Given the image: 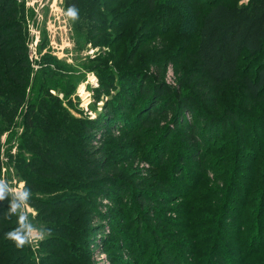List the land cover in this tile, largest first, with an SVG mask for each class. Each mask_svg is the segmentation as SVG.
I'll return each mask as SVG.
<instances>
[{
  "label": "trees",
  "instance_id": "16d2710c",
  "mask_svg": "<svg viewBox=\"0 0 264 264\" xmlns=\"http://www.w3.org/2000/svg\"><path fill=\"white\" fill-rule=\"evenodd\" d=\"M143 1L151 11L157 9L160 2ZM228 1L204 0L202 11L194 12V40L187 34L188 42L186 41L185 46H179V55L183 52L189 59L188 62L192 63L186 74L198 79L204 89H207L206 95L216 97L218 89L237 82L244 101L264 106V61L254 67L250 74L249 71H243L242 77L238 78L242 61L251 62L264 52V0H244L236 4ZM77 5L78 0H62L66 11L76 9ZM170 11L171 14L178 15L173 9L166 10L163 14L167 15ZM182 20L168 21V26L175 27L162 31V37L176 30L169 35L174 41L178 32L181 34L184 31L182 26L178 31V24ZM24 25L22 0H0V156L3 134L8 133L7 139H12L16 128L21 127L14 155L10 154V150L4 151L3 157L7 160L5 165L0 157V179L4 180L6 170L4 169L3 174L1 170L6 166L12 168L16 178L25 182V187L31 191L27 205L36 213L30 221L45 230L46 236L34 246V251L27 243L17 247L7 238L6 233L18 226V216L9 214L12 197L7 196L0 201V264H85L82 257L88 251L93 235L98 234L97 238L104 241L101 233L106 228L109 235L118 237L115 228L117 222H114L116 218L108 213H98L97 206L89 200L97 195L114 205L126 200L125 222L132 223L138 228V232L143 228L137 213L129 211L128 208L132 205L126 197H136L140 212L146 208L153 212L155 209L151 195L143 194L141 190L133 194V191L122 186L111 170L97 179L98 172L95 170L103 164V157L97 160V154L101 155L100 150L92 145L97 121L104 120V124L99 122L100 126H107V122L109 125L121 126L126 121L123 119L126 116H130V122L125 130L135 133L136 144L137 141L151 143L152 151L156 152L155 161H147L158 176L170 174L171 184L177 185L174 177L183 172V163H187L189 169L197 171L196 178L187 191L177 195L183 200L184 209L188 208L187 211H181L188 219L185 226L194 231V242L192 240L191 243L188 238V243H191L188 249L192 251L190 260L184 259V263L192 261L193 264L195 257L204 254L206 242L199 245L198 236L208 239L214 227L227 228L221 220L234 203V181L241 178L246 184V194L236 217H239L244 227L241 233L249 239L244 253L248 252L252 261L255 257L260 259L257 264H264V243L257 244L256 249H251L249 244L253 241V236L259 241L264 235L263 222L257 221L254 226L250 220L253 214L257 217L262 215V210L258 208H264V190H261L264 176L258 173L261 168L258 161L264 163V140L257 143L251 140L254 135L264 139V118L262 124L259 122L254 125L250 124L251 120L244 113H239L238 116L239 114L229 111L227 116L236 123L231 126L223 116L209 117L190 96H172L170 100V97H163L171 95L167 86L154 89L153 86L145 85L142 80L137 81V76L127 80L125 75L119 74V92L124 90L122 100L131 110L122 115L117 106L111 103L113 100H106L103 111L97 114V121L75 122L64 109L62 101L48 92L50 89L59 91L64 100L71 94L74 79L64 74L63 70L62 74L57 73L56 68L50 70L48 67L52 63L42 66L35 73L30 71ZM123 82H128V85H123ZM100 90L109 95L108 90L113 89L105 84ZM23 106L26 110L18 123L15 118L18 111L21 113ZM169 135L181 136L168 143L167 146L175 145V153L172 162L167 164L166 157L173 152H164L163 149V154L159 152L158 156L157 151H160V143ZM140 137L145 139L136 140ZM246 137L250 142L245 143ZM246 145L254 149L245 158L241 148ZM240 150L242 156H239ZM243 162L250 168L243 166ZM241 171L248 175L243 176ZM96 183L100 184L99 188L94 185ZM162 201L163 198L159 203ZM246 209L247 217L242 220ZM250 209L253 214L249 212ZM253 209L257 210L254 212ZM94 222L99 230L97 233L92 226ZM139 247L131 253L137 258L143 257L142 253L145 251H139ZM162 249L167 251L164 246ZM163 259L169 264L175 263L167 252Z\"/></svg>",
  "mask_w": 264,
  "mask_h": 264
},
{
  "label": "rangeland",
  "instance_id": "374dc122",
  "mask_svg": "<svg viewBox=\"0 0 264 264\" xmlns=\"http://www.w3.org/2000/svg\"><path fill=\"white\" fill-rule=\"evenodd\" d=\"M243 1L229 0L228 2L236 4ZM22 3L26 55L30 71L35 73L38 69L43 68L42 66L52 63L53 65L48 67L50 70L56 68L59 74H62L61 70H63L64 74L74 79L70 90L71 94L64 100L58 93L59 91L50 89L48 92L62 101L60 103L64 104V109L75 122L77 120L97 121V114L103 111L106 100H113L111 103L117 106V110L122 115L125 111L128 113L131 110L122 100V96H125L124 90L119 92L121 89L119 74L120 76L125 75L127 80L128 78L132 79V76H137V81L142 80L145 85L153 86L154 89H158L162 85L167 86L170 88L171 95L163 97H170V100L174 96H190L196 100L203 111L207 112L209 117L223 116L231 126L236 123L227 116L229 111L235 115L244 113L245 116H248V120H251L250 124L258 125L259 122L261 124L263 122L264 106L260 103L244 101V97L236 85L237 82L218 89L217 96L213 97L205 94L207 89H204L197 78L186 74L192 63L188 62L189 59L183 52L179 55V46H185L186 41L188 42L187 34H190L189 37L194 40L196 34L194 12L202 11L204 0L201 2L199 0H160L157 9L152 11L148 10L143 0H78L76 9H73L76 12L75 18L67 15L68 11L64 10L62 0H22ZM171 9L178 15L171 14V11L167 15L163 14L164 11ZM173 19H183L178 24V31L181 26L184 30L181 34L178 32L174 41L170 39L169 35L176 30L162 37L163 32L175 27L167 25L168 21L172 22ZM262 61H264V52L251 62L243 63L242 61L238 78L242 77L243 71H249L250 74L254 67L262 64ZM123 83L125 86L128 85V82ZM105 84L113 89L108 90L109 95L100 90L101 86ZM101 92L102 95H100ZM25 110L23 106L21 113L18 111L15 118L18 123L22 120ZM123 119L126 121L121 123L122 127L109 125L108 122L107 126H100L99 122L103 123L104 120L97 121V129L94 131L93 138L95 141L92 145L100 150L101 155L97 154V160L99 157H103L102 167L95 169L98 172L97 179L103 177L106 171L111 170L122 186L133 191V194L141 190L143 194L151 195L155 210L151 212L146 208L140 212L136 204V197H126L132 205L131 208H128L129 211L136 212L138 221L142 222L143 228L141 227L138 232V228L134 227L132 223L125 222L127 219L124 209V206H127L126 200H123L124 204L122 201L121 204L114 205L99 198L98 195L94 199H89L92 204L97 206L98 213H108L116 218L114 222H117L115 228L118 237L109 235L106 228L102 229L105 232L101 233V238H104L105 242L103 239L100 241L97 238L98 234L93 235L91 237L93 241L90 240L88 251L85 252L82 259L85 264H147V262L149 264H169L163 259L164 253L167 252L175 260L174 264H186L184 259L190 260L192 251L188 249V246L192 240L194 242V231L189 229V226H185L188 219L182 215L181 211H187L188 208L184 209V202L177 195L187 191L191 182L195 180L197 171L189 169L188 164L183 163V172L174 177V180L178 182L177 185L171 184L170 174L164 175L163 173L158 176L147 161L153 162L156 159V152L152 151L151 143L137 141L138 144H136L135 133L131 134L125 130L130 122V116ZM20 128V126L16 128L12 139H7L8 133L1 137L3 148H1L0 157L3 165L7 162L3 157L4 151L10 150L12 155L15 153ZM121 128L122 130H120ZM233 129L235 130L236 127ZM149 136L152 137V135ZM179 136L181 135H169L159 145L158 156L163 149L164 152L165 150L173 152L172 155L166 154L167 164L172 162L171 159L175 153V145H167L172 140L176 141ZM252 137L251 140H255L256 143L264 140L257 135ZM143 139L145 137L136 140ZM97 140L99 141L97 142ZM244 141L247 143L250 142V139L246 137ZM253 149L247 145L242 146L243 157H248L249 152H253ZM241 150L239 156H242ZM258 162L261 167L258 173L264 176V163ZM242 164L250 168L247 163L243 162ZM4 169L6 174L8 173V177H6ZM3 172L4 180L11 188L19 186L22 180L14 176L12 168L4 166ZM240 173L243 176L248 175L245 171ZM234 182L232 196L234 203L221 220L225 222L227 228L216 226L208 239L197 237L198 244L206 242V247L204 254L195 257L193 264H237L239 262L240 264H257L261 261L257 257L252 261L248 257V252L244 253L249 239L247 235L241 233L244 227L236 215L239 212V206L245 201L246 184L241 178H236ZM94 185L96 188L100 186L99 183ZM211 188L217 190L214 187ZM261 190H264V186L261 187ZM161 198L164 201L159 203ZM262 200L264 202V198ZM210 204L212 205V203ZM258 209L263 212L258 217L253 214L251 209L249 210L253 214L250 220L254 226L257 221L264 224V208ZM24 212L29 220H33L36 215L35 210L27 204ZM247 212L246 209L242 220L247 217ZM33 222L31 221L32 224ZM94 225L95 222L92 226L95 228L94 232L97 233L99 230ZM34 226L41 229L37 224ZM102 226L105 225L102 224ZM188 238L191 239V243H188ZM39 241L34 240L27 244L34 251L36 249L34 246ZM143 243L146 244L143 245ZM263 243L264 235L259 241L253 236V241L249 242L251 249H256L257 244L262 245ZM162 246L166 247L167 251H164ZM136 247H139V251L145 250L142 253L143 257L137 258L131 254ZM173 254H175L174 257ZM213 254L216 256L213 257ZM201 260L202 262H200ZM191 263L187 261V264Z\"/></svg>",
  "mask_w": 264,
  "mask_h": 264
},
{
  "label": "clouds",
  "instance_id": "9594fccd",
  "mask_svg": "<svg viewBox=\"0 0 264 264\" xmlns=\"http://www.w3.org/2000/svg\"><path fill=\"white\" fill-rule=\"evenodd\" d=\"M67 15L75 18L76 12L73 9H69ZM9 195L12 197L9 203V214L18 215V226L6 233L7 238L13 241L17 247H22L34 240L43 239L46 231L37 229L24 212V208L31 196V191L25 187V182L21 181L18 187L11 188L5 180L0 179V201L5 200Z\"/></svg>",
  "mask_w": 264,
  "mask_h": 264
},
{
  "label": "built area",
  "instance_id": "2783aa9c",
  "mask_svg": "<svg viewBox=\"0 0 264 264\" xmlns=\"http://www.w3.org/2000/svg\"><path fill=\"white\" fill-rule=\"evenodd\" d=\"M1 172H3V170H1Z\"/></svg>",
  "mask_w": 264,
  "mask_h": 264
}]
</instances>
